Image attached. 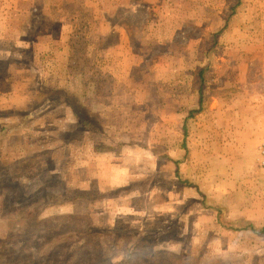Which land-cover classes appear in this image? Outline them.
Wrapping results in <instances>:
<instances>
[{
	"label": "rangeland",
	"instance_id": "obj_1",
	"mask_svg": "<svg viewBox=\"0 0 264 264\" xmlns=\"http://www.w3.org/2000/svg\"><path fill=\"white\" fill-rule=\"evenodd\" d=\"M263 140L264 0H0V264H264Z\"/></svg>",
	"mask_w": 264,
	"mask_h": 264
},
{
	"label": "trees",
	"instance_id": "obj_2",
	"mask_svg": "<svg viewBox=\"0 0 264 264\" xmlns=\"http://www.w3.org/2000/svg\"><path fill=\"white\" fill-rule=\"evenodd\" d=\"M74 108H75V107H74ZM76 112H77V110H76V111L74 110V114H75L76 116H78V113H76ZM82 121H83L84 123H86V120H83V119H82ZM80 122H81V121H80ZM83 122H82V123H83ZM214 209H215V211H217L218 218H219V215H221V212H222V207H215ZM232 229L238 230V229H240V228L232 227ZM245 229H251V230H253L254 232H259V231L261 232L262 230L264 231V227H263L262 229L258 230L257 227H256L254 224H252V223H248V226H246Z\"/></svg>",
	"mask_w": 264,
	"mask_h": 264
},
{
	"label": "built area",
	"instance_id": "obj_3",
	"mask_svg": "<svg viewBox=\"0 0 264 264\" xmlns=\"http://www.w3.org/2000/svg\"><path fill=\"white\" fill-rule=\"evenodd\" d=\"M258 165L264 169V140L260 143L257 153Z\"/></svg>",
	"mask_w": 264,
	"mask_h": 264
}]
</instances>
